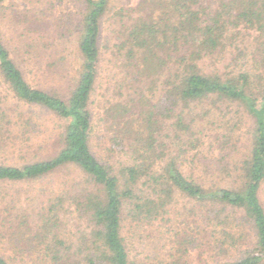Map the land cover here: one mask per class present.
Here are the masks:
<instances>
[{"label": "trees", "instance_id": "16d2710c", "mask_svg": "<svg viewBox=\"0 0 264 264\" xmlns=\"http://www.w3.org/2000/svg\"><path fill=\"white\" fill-rule=\"evenodd\" d=\"M128 2L81 0L65 96L0 36V264H264V0Z\"/></svg>", "mask_w": 264, "mask_h": 264}, {"label": "rangeland", "instance_id": "374dc122", "mask_svg": "<svg viewBox=\"0 0 264 264\" xmlns=\"http://www.w3.org/2000/svg\"><path fill=\"white\" fill-rule=\"evenodd\" d=\"M128 3L130 6L135 5L136 0H129ZM81 12V0H10L9 3L7 2L1 7V39L31 87L47 93L67 95L73 86L81 63L76 46L77 27ZM29 23L33 25L30 28H28ZM102 29V43L105 44L110 39L108 23H105ZM30 38L37 42L36 47L39 50L37 55L33 48H26V44L31 42ZM33 45L35 44L33 43ZM108 60V53L103 51L100 68L101 86L92 98L95 102L92 106L95 116H98L102 104L105 102L102 95L107 93V96H111L108 99L111 100L112 95L115 94L117 80L122 77L119 71L112 68ZM106 86L107 92H105ZM0 92H2V87H0ZM41 116L42 124L51 125L45 115ZM95 124L97 134L100 135V131L105 127V122L98 116ZM17 161L16 153L7 150L0 151V163L12 164ZM61 176L63 174H58L51 181L56 182ZM1 187L4 192H9L10 195L19 194L21 200L25 198V194L31 195V191L34 192L33 189L37 188L35 185L31 189L25 184ZM260 195L264 203V187ZM176 203L173 208L178 214L177 211H182L180 209L182 204L180 201Z\"/></svg>", "mask_w": 264, "mask_h": 264}]
</instances>
